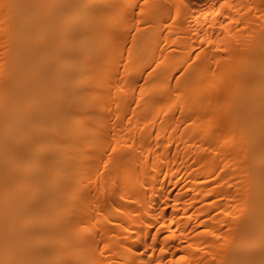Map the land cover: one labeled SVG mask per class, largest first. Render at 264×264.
Returning a JSON list of instances; mask_svg holds the SVG:
<instances>
[{
	"label": "bare ground",
	"instance_id": "bare-ground-1",
	"mask_svg": "<svg viewBox=\"0 0 264 264\" xmlns=\"http://www.w3.org/2000/svg\"><path fill=\"white\" fill-rule=\"evenodd\" d=\"M0 264H264V0H0Z\"/></svg>",
	"mask_w": 264,
	"mask_h": 264
}]
</instances>
